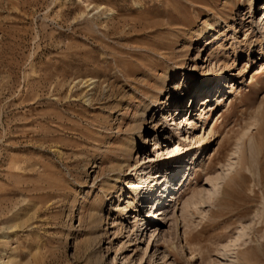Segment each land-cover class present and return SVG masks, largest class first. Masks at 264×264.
<instances>
[{
    "label": "rangeland",
    "instance_id": "1",
    "mask_svg": "<svg viewBox=\"0 0 264 264\" xmlns=\"http://www.w3.org/2000/svg\"><path fill=\"white\" fill-rule=\"evenodd\" d=\"M263 53L264 0H0V264H264Z\"/></svg>",
    "mask_w": 264,
    "mask_h": 264
},
{
    "label": "bare ground",
    "instance_id": "2",
    "mask_svg": "<svg viewBox=\"0 0 264 264\" xmlns=\"http://www.w3.org/2000/svg\"><path fill=\"white\" fill-rule=\"evenodd\" d=\"M250 52V51H249ZM264 54V53H263ZM202 81H199V83H198V86L200 87L201 85H202V83H201ZM163 91V87H160L159 89H158V92H162ZM189 98H193V100H192V102L189 104V107L187 108V111L189 110V109H191L190 108V106H192V103L194 102V99L196 98L195 96H193V93L191 92L190 93V95L188 96ZM201 101H208V98L205 96V97H202V99H201ZM155 102H158V104L157 105H155L154 107L152 106L153 105V103L155 104ZM203 104V103H202ZM205 104V103H204ZM208 104H205L204 106H203V108H205L206 106H207ZM163 109V106H161V99L159 98V100H158V98H157V96H155V95H151L150 96V99H149V101H148V103H144V105H143V108H142V114L143 115H153L154 114V112H160L161 110ZM187 111H186V113H185V115H182V116H180L179 118H178V122H174L173 124L176 126V125H178L177 127H175L174 129H173V134L171 135V137H174V135L175 134H177L178 132V130H180V128H181V130L184 128V126L186 125V124H188L189 123V121H190V116L192 115V113L190 114V116L189 117H187L186 116V114H187ZM193 111V110H192ZM189 115V114H188ZM178 123V124H177ZM194 125V123L193 122H190V127H192ZM193 136V135H192ZM176 138H175V140L173 141V143L174 142H176V141H178V137L177 136H175ZM172 151V150H171ZM172 153V152H171ZM170 153V150H169V153H168V155H170L171 154ZM192 155H196L195 153L194 154H192ZM147 160H149V159H147ZM160 169V168H159ZM188 170V171H187ZM183 169L182 171H180L179 173H178V177H177V179H176V181L175 182H171V179L169 180L167 177H165L164 178V175L166 174V172H168L167 171V169H166V164L165 165H162V167H161V170H156L155 171V173H160V174H155L154 176H153V172L151 173L150 171L148 172V173H151L152 174V176H151V180H150V183H153V181H154V178L156 177V180H155V183H153L151 186H150V190L149 191H156V193L158 192V189L160 188V186L161 185H163V184H165V187H164V189L162 190V192H161V195H160V197L159 198H161V196H163V194L165 195V193L168 191V192H171L170 194H169V196L168 197H170L171 195H173V194H175L176 193V190H178L179 188L178 187H176V183H177V181H179L180 179H182L183 178V180L180 182V184H179V186L181 187L182 185H183V182L185 181V179L187 178V176L190 174V170H191V167H189V169ZM152 171V170H151ZM182 177V178H181ZM162 179V180H161ZM114 180L115 181H117L118 180V176H116L115 178H114ZM158 182H160V186H158V189H156V186H157V184H158ZM149 196H151L149 193L145 196L146 198H148ZM146 198H144V199H146ZM151 199H153V197L151 198ZM164 201H165V199H164ZM164 201H162V202H160V207L158 208V209H156V211H153L152 210V206L150 207L151 209H150V211H149V215H148V219H146V221L148 222V225H149V229H151V232H150V236H149V238L151 237V235H152V233L154 232H156L158 229H157V225H159V224H154V225H151V219H152V221H155V220H158V216L159 215H161V209L163 208V206H164ZM158 202V204H159V201H157ZM152 203V202H151ZM156 207V206H155ZM141 208V207H140ZM150 218V219H149ZM156 233H158V232H156Z\"/></svg>",
    "mask_w": 264,
    "mask_h": 264
}]
</instances>
